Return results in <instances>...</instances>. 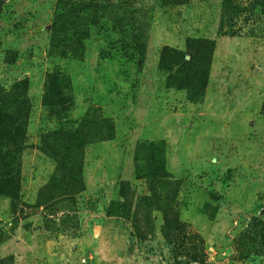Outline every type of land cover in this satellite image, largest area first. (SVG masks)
<instances>
[{
  "label": "rangeland",
  "instance_id": "1",
  "mask_svg": "<svg viewBox=\"0 0 264 264\" xmlns=\"http://www.w3.org/2000/svg\"><path fill=\"white\" fill-rule=\"evenodd\" d=\"M0 264H264V0H0Z\"/></svg>",
  "mask_w": 264,
  "mask_h": 264
},
{
  "label": "trees",
  "instance_id": "2",
  "mask_svg": "<svg viewBox=\"0 0 264 264\" xmlns=\"http://www.w3.org/2000/svg\"><path fill=\"white\" fill-rule=\"evenodd\" d=\"M202 85H203V86H205V82H203V83H202ZM8 122H9V125L14 123V122H13V121H11L10 119L8 120ZM191 261L193 262V261H194V259H191Z\"/></svg>",
  "mask_w": 264,
  "mask_h": 264
},
{
  "label": "water",
  "instance_id": "3",
  "mask_svg": "<svg viewBox=\"0 0 264 264\" xmlns=\"http://www.w3.org/2000/svg\"><path fill=\"white\" fill-rule=\"evenodd\" d=\"M36 211H38V209Z\"/></svg>",
  "mask_w": 264,
  "mask_h": 264
}]
</instances>
